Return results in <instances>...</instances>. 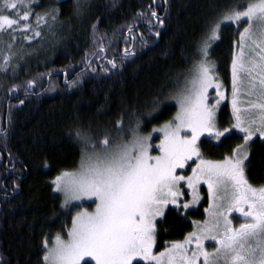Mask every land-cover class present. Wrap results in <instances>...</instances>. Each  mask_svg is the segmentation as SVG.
<instances>
[{
    "label": "trees",
    "instance_id": "16d2710c",
    "mask_svg": "<svg viewBox=\"0 0 264 264\" xmlns=\"http://www.w3.org/2000/svg\"><path fill=\"white\" fill-rule=\"evenodd\" d=\"M16 2L0 11L13 20L28 13L0 31V264H46L45 241L66 237L81 206L65 205L55 178L79 166L91 150L85 139L98 148L106 137L124 141L137 127L147 133L173 119L172 97L201 59L209 23L243 0ZM244 23H222L208 49L225 82ZM231 112L221 107V127L231 125ZM243 137L232 131L198 147L201 156L223 159ZM249 149L246 178L263 185L264 140ZM206 204L185 213L169 207L156 225L158 246L190 234Z\"/></svg>",
    "mask_w": 264,
    "mask_h": 264
},
{
    "label": "snow or ice",
    "instance_id": "6c2138e0",
    "mask_svg": "<svg viewBox=\"0 0 264 264\" xmlns=\"http://www.w3.org/2000/svg\"><path fill=\"white\" fill-rule=\"evenodd\" d=\"M17 7L16 0H0V11ZM27 18V12L19 17ZM19 19L0 15V31L18 24ZM241 21L248 24L241 34V41H248L247 59L241 44L232 63L231 106L236 120L234 128L244 133V145L222 161L205 160L197 143L200 138L219 140L225 132L232 131L216 130L215 113L225 95L220 91L221 84L216 82L215 65L208 59V49L219 39L222 23ZM206 32L199 49L201 59L194 63L191 78L175 97L178 113L163 128L153 130L164 134L157 146L160 155L149 154L150 137L139 135L137 127L132 131L133 138L126 142H118L122 138L117 137L109 145L106 137L97 148L85 139L91 152L82 156L79 170L55 178L53 183L57 191L64 193L65 203L94 199L96 208L92 213L76 215L67 240L57 235L50 248L45 241L46 264H134V261L139 264L144 260L156 264H197L201 259L203 264H264V186L254 187L246 178L248 152L244 150L254 135L264 138V0H243L230 5L221 19L209 23ZM239 73L246 78L245 100L240 99ZM209 89L216 90L211 105ZM240 104L247 107L241 108ZM242 112L248 114L246 120L242 119ZM76 136L84 139L79 132ZM189 161L196 164L192 174L177 175L178 169L190 166ZM201 181L214 197L220 192L218 199L225 203H217L215 210L209 211L211 219L200 227L199 235L191 233L183 243H174L165 252L153 255L155 218L163 215L162 210L169 202L176 203L181 195L180 182L194 193L196 183ZM231 212L239 213L244 220L238 227H233L228 219ZM203 240L216 242L214 253L204 250ZM193 241L195 250L189 255L188 246Z\"/></svg>",
    "mask_w": 264,
    "mask_h": 264
},
{
    "label": "rangeland",
    "instance_id": "374dc122",
    "mask_svg": "<svg viewBox=\"0 0 264 264\" xmlns=\"http://www.w3.org/2000/svg\"><path fill=\"white\" fill-rule=\"evenodd\" d=\"M234 23H237V22H234ZM245 27H248V24L247 23H244V28ZM243 28V30H244ZM243 30L242 32L240 33V39H239V42L237 43V46H236V49H235V52H234V55H233V60L237 58L240 50H241V44L244 45V50H245V59H247V48H248V41H241V34L243 33ZM256 31V26L253 25V32ZM254 39L256 38L255 36L253 37ZM233 63V61H232ZM193 69V68H192ZM191 75H192V70L188 72L187 75L184 76L183 80H182V85L181 87H179L178 90H176V94L174 95V97H172L173 99V102L176 104L177 106V112L176 114L178 113L179 111V103H178V100L175 98L177 97V95L182 91L184 90L185 86H186V80L190 79L191 78ZM214 76L217 78V81L218 83L221 84V88H220V91H222L225 95V100H223L217 110H216V113H215V122H216V130L217 131H224V129H232V131H237L239 133H242L240 132L238 129H235L234 128V125L236 123V120H235V115L233 113V109H232V106H231V92H232V64H231V78H230V81L229 82H225L224 80H222L221 78H219L217 76V74L215 73L214 71ZM239 76V84L238 86L240 87L241 89V95H240V99L241 100H245V99H248V97L244 96L243 95V92L245 91V85H246V78L244 76L243 73H239L238 74ZM216 96V90L214 89H209V92H208V103L209 105L213 104L214 103V100H213V97ZM253 99H255V97H253ZM225 104H228L230 106V109H231V113H232V123L231 125L223 128L221 127L220 125V122H219V111L221 109V107H223ZM239 107L241 108H245L247 107L246 104H240L238 105ZM175 114V115H176ZM241 117L242 119H247L248 118V114H245V113H241ZM252 118H255L254 116ZM173 119H171L170 121H172ZM169 121L161 124L160 126H157V127H154L151 131L147 132V133H139V135L141 136H146V137H150L148 143L152 146L150 151H149V154L152 155V156H155V155H160V152L158 151L157 149V146L161 143V141L164 139V134L162 132H154L153 130L154 129H160V128H163L165 124H167ZM242 126H247L246 124L242 125ZM232 131H229V132H225L224 136ZM244 135V133H242ZM181 135H184V133L182 132ZM224 136L220 137L219 140H216L214 138H211L213 141H220ZM260 138L261 140H264V138H261L258 134L254 135L253 138L248 141L247 145L245 146V151L248 152V159H249V155H250V149H249V146L252 144L253 141H255L257 138ZM133 138V135L129 138V139H126L124 141H118V142H126V141H130L131 139ZM203 138H209V137H206V136H202L200 138V140L197 142L198 143V146L200 144V142L202 141ZM102 141V140H101ZM109 145H112V143L109 142ZM244 145V143L242 144ZM100 147V145H99ZM98 147V148H99ZM88 152H91L88 151ZM233 155V154H232ZM232 155H227L226 157L228 156H232ZM201 158L205 159V160H211V161H222L223 159H211V158H208V157H205V156H201ZM247 162V160L245 161V163ZM80 166V164H79ZM79 166L76 168V169H73L71 171H68L69 173H74V172H77L79 170ZM196 167V164L195 163H192L190 164V166H186L185 169L183 170H177V175H184V176H190L192 173H191V170L192 168ZM60 176V175H59ZM176 190V189H174ZM178 190L179 192L181 193V195H179L177 198H176V203L173 204L171 202H169L164 208H163V215L162 216H158L155 218L154 220V225H155V230H154V245H153V248H152V254L153 255H159V253L161 252H165L168 248H170L172 246V244L174 243H183L185 241V239L188 237V235L183 239V240H178V241H174V242H170L168 243L167 245H165L164 247H160L158 246V242H157V237H156V225H157V222L161 219H163L167 209L169 207H176V208H179V209H182V212L185 213L187 212L188 210L190 209H195V208H198L200 207L204 201H207V204L206 206L204 207L205 209V218L202 219V220H197L195 221V225H194V229L191 233H196L197 235L200 234V227L202 225H204V223L206 221H210V216H209V211H213L215 210L214 208V205L217 204V203H225V201H221L219 200V196L221 195L220 192H217L216 193V197L213 196V194L209 191L208 187H207V184H205L203 181L199 182V183H196L195 185V192L193 193V190L188 188L187 185L184 183V182H180L179 186H178ZM62 195V197L64 198V202H65V195L63 192L59 191ZM194 197H195V202H194ZM87 203H92V206L88 208V206H86ZM187 204L188 207H184V205ZM66 206H72V205H81L79 210H77L74 218L76 217V215L80 212H88V213H92L95 211V208H96V202L93 200H89L87 198L85 199H82V200H72V201H69L68 203H65ZM221 211H223L224 209L221 208L220 209ZM228 219L232 221V225L233 227H238V225L240 223H243L244 220L242 218H240V214L239 213H236V212H231V213H228ZM72 227V226H71ZM71 229V228H70ZM69 229V230H70ZM63 240H67L68 239V236L66 237H61ZM219 239V237H218ZM54 242H55V239L53 240V243L49 246L52 247L54 245ZM203 243V248L205 251H207L208 253H214L215 250H216V247H218V245L216 244L215 241H211V240H203L202 241ZM195 250V241H193V243L191 245L188 246V253L189 255L191 254L192 251ZM46 255V254H45ZM212 259V257L210 256V260ZM141 263H144V264H156V262H153V261H147V260H144V261H140ZM135 263V261H134ZM92 264H95V262H92ZM161 264H166V262H161ZM197 264H203V261L202 259L200 261L197 262Z\"/></svg>",
    "mask_w": 264,
    "mask_h": 264
},
{
    "label": "flooded vegetation",
    "instance_id": "af4514ba",
    "mask_svg": "<svg viewBox=\"0 0 264 264\" xmlns=\"http://www.w3.org/2000/svg\"><path fill=\"white\" fill-rule=\"evenodd\" d=\"M232 154H233V153H232ZM249 156H250V155H249ZM194 159H195V158H194ZM247 161H248V160H247ZM191 163H193V162H192V161H189V162H188L189 165H190ZM246 163H247V162H246ZM185 168H186V167H185ZM185 168H184V169H185ZM246 172H247V171L245 170V174H246ZM246 177H247V176H246ZM249 183H250L252 186H254V187L264 186V184H263V185H253L251 182H249ZM246 210H247V209H246Z\"/></svg>",
    "mask_w": 264,
    "mask_h": 264
},
{
    "label": "bare ground",
    "instance_id": "6f19581e",
    "mask_svg": "<svg viewBox=\"0 0 264 264\" xmlns=\"http://www.w3.org/2000/svg\"><path fill=\"white\" fill-rule=\"evenodd\" d=\"M176 112V111H175ZM129 138V137H128ZM233 149V148H232ZM248 169V168H247ZM250 169V168H249ZM76 209V208H75ZM73 210V209H72ZM75 211V210H74Z\"/></svg>",
    "mask_w": 264,
    "mask_h": 264
}]
</instances>
